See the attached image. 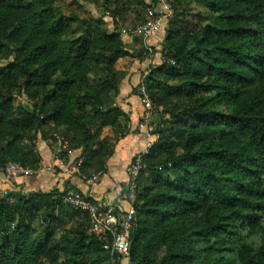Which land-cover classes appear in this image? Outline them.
Instances as JSON below:
<instances>
[{"label": "trees", "instance_id": "obj_1", "mask_svg": "<svg viewBox=\"0 0 264 264\" xmlns=\"http://www.w3.org/2000/svg\"><path fill=\"white\" fill-rule=\"evenodd\" d=\"M58 1L0 0V171L40 169L39 137L64 135L83 150L82 173H106L130 134L117 103L128 72L117 64L154 47L134 40L130 52L117 21L111 30L105 16L65 13ZM113 1L106 13L123 18L129 0ZM173 6L164 61L144 81L163 120L136 181L129 262L264 264V0ZM69 188L0 198V264H113L112 235L89 231V214L63 201Z\"/></svg>", "mask_w": 264, "mask_h": 264}, {"label": "built area", "instance_id": "obj_2", "mask_svg": "<svg viewBox=\"0 0 264 264\" xmlns=\"http://www.w3.org/2000/svg\"><path fill=\"white\" fill-rule=\"evenodd\" d=\"M156 2L155 7L147 10L145 21L138 25V29L146 43L157 36L162 29L164 30L169 19L174 16V0H156ZM146 47L150 51L152 50V46L146 45ZM143 80L137 88L143 106L142 127L148 126L149 120L156 114L152 98ZM56 140L57 145L53 148L54 161L61 164L66 162L70 170L76 173L80 180L87 182L90 187L97 186L101 182L104 173L96 172L91 175L82 173L80 168L85 160L83 151L70 147L68 139L64 135H58ZM154 145L155 141H150L144 151L136 155L134 161L130 163L128 167V188L121 192L122 199L120 202L104 203L93 194L89 195V193H83L72 188L64 191L62 198L67 205L74 210L89 214V231L98 236L112 235V242H107L105 249L113 256V264H131L129 262L131 252L130 233L136 216L134 203L138 196L136 181L141 171L146 167L143 158L150 153ZM3 171L9 179L21 176L27 177L38 173V170L26 168L16 162L9 163ZM6 195H8V191L0 188V196L5 197Z\"/></svg>", "mask_w": 264, "mask_h": 264}, {"label": "crops", "instance_id": "obj_3", "mask_svg": "<svg viewBox=\"0 0 264 264\" xmlns=\"http://www.w3.org/2000/svg\"><path fill=\"white\" fill-rule=\"evenodd\" d=\"M165 34L159 33L154 38L146 43L144 41H138L144 46L150 44H160ZM134 47L135 43L133 42ZM153 47V45H150ZM136 49V47H135ZM131 51V50H130ZM133 52V51H131ZM135 67L125 69L128 74L121 83L120 95L117 99L118 105L131 117V132L122 139L107 163V172L104 173L101 182L94 187H90L84 183L71 179L65 172L60 173L59 176H53L55 188L63 190L67 186H73L75 190L88 193L91 190L96 198H100L104 203H117L121 201V192L124 190L123 186L129 183L128 167L133 158L140 154L148 145L150 141H157L158 135L155 134V129L152 126H141V116L143 113V106L139 95L133 91L134 87H137L141 80L143 73L146 72V67L150 65V62L146 59L141 61L135 59ZM150 67V66H149ZM138 68V70L136 69ZM124 69V68H123ZM41 140L38 141V146ZM44 142V141H43ZM46 144V142H44ZM46 149H40L42 155V173L47 174V168L53 164L52 147L49 144L45 145ZM40 148V146H39ZM3 174H0V186L5 184L6 179ZM77 177V176H76ZM51 182L52 177L46 175L44 180Z\"/></svg>", "mask_w": 264, "mask_h": 264}, {"label": "rangeland", "instance_id": "obj_4", "mask_svg": "<svg viewBox=\"0 0 264 264\" xmlns=\"http://www.w3.org/2000/svg\"><path fill=\"white\" fill-rule=\"evenodd\" d=\"M144 1H146L147 3L151 2V0H144ZM58 4L62 7V9L65 13H70L71 11L76 10V11H79L81 14H83L85 17H87L89 15H92L94 17L105 16L104 19L108 22V26L110 27L111 30H113L116 27L114 25V23L117 21L118 22V25H117L118 29H120V31L122 32L123 40L126 43V47L129 51L130 50L133 51V53L136 52V49H135L134 44H133L134 40L145 42V40L143 39V36L141 35V33L138 29V25H141L142 22L145 21L146 16H147V11L145 9H143L144 5L140 4L138 2V0H129L128 4L125 6V8L123 10L124 11L123 18L119 17V18H116L114 20L109 15L110 12L106 13L105 8L103 7L104 0H98L97 5L90 3L88 1H85V0H59ZM108 5H110V9H113L116 6L114 4L113 0H111L110 4H108ZM79 6H81V7H79ZM191 6H192V10L194 12L201 11L204 16H206V17L210 16V13L205 9V7L201 3V1H193ZM188 26L191 28H195L196 27V21L191 22L190 24H188ZM165 30L166 29H164V30L162 29V31L160 33L162 35L165 34ZM150 45H153L155 53L153 56L151 55L153 53H151L147 57L148 62H150V65H149L150 67L149 66L146 67V72L143 73V75H142V79H144L143 81H145V78L149 74L151 67L159 66L164 61L163 54H162V44L160 43V44H150ZM135 59H136L135 57H131V56L124 57L118 62L117 65H118V67H121V68L128 70V68L135 67V65H134L136 63ZM136 69L138 70V68H136ZM137 88H138V86L134 87L133 91L135 92V94L138 95ZM120 91H121V87H120ZM17 102H21V103L26 104V105L28 104V100L25 96H19L17 98ZM162 120L163 119L156 113L155 116L153 118H151V120H149L148 123L150 126L153 127V129H156ZM130 128H131V126H130ZM39 139L41 140L40 145H39L40 148L38 146ZM39 139L37 141V148H38L39 152H40V149H42V150L46 149L45 145L48 143L50 145H53V146L57 145V143H56L57 140H54L53 144H52L51 142H46V141L42 140L41 137H39ZM43 141L46 142V144ZM52 153H53V151H52ZM40 155H41V153H40ZM41 157H42V155H41ZM52 158H53V164L47 168L48 169L47 174L52 177V181L50 183L46 182V181H48V179L44 180V178L47 174L41 172L42 168H43L42 163H41V167H40V169H38V173L31 175V176H27V177L21 176V177L9 179V178H7V176L3 170L0 171V174L1 175L3 174V176H5L4 178L6 179L5 184L3 186H0V188L6 189L8 191V194L9 193H16L18 190H23L24 192H30V191L49 192L56 187L54 185L53 176L57 177V176H59L60 173L62 174V172L63 173L65 172L66 174H68L69 177H71V179L75 178L74 179L75 181L78 180L79 182L88 185L87 182L80 180L78 177H76L77 176L76 173H73L70 170V168L67 166L66 162L64 164H61L60 162L54 161L53 155H52ZM88 193L94 194L91 192V190H89ZM0 198H1V196H0ZM121 199H122V197H121ZM11 201H12V199H11Z\"/></svg>", "mask_w": 264, "mask_h": 264}]
</instances>
